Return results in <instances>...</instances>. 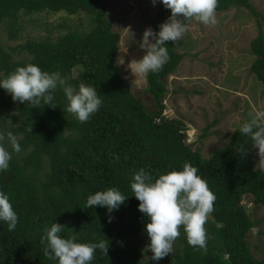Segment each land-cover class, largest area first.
Returning <instances> with one entry per match:
<instances>
[{"label": "trees", "instance_id": "trees-1", "mask_svg": "<svg viewBox=\"0 0 264 264\" xmlns=\"http://www.w3.org/2000/svg\"><path fill=\"white\" fill-rule=\"evenodd\" d=\"M232 8L245 9L258 20V34L250 44L255 56L250 71L264 94V32L259 21L264 18L249 0H218L216 14ZM106 11L105 0H0V25H5L9 41H16L24 31L21 17L84 13L88 21L87 28L81 22L73 27L66 19L57 27L65 34H59L54 42L27 40L15 47L0 46V78L31 63L49 73L59 72L74 88L80 83L94 87L103 102L82 124L66 111L67 101L60 89L53 94L56 108L42 102L36 107L14 102L0 89V133L11 131L22 148L19 154L12 152L9 169L0 173V190L9 194L19 217L12 232L0 222V264H57L44 255L41 243L51 223L66 227L61 234L64 238L74 231L80 243L108 240L107 254L97 250L92 264H157L142 262L143 254L134 246V239L147 236L148 220L132 196V175L143 168L158 178L182 170L185 163L199 169L198 175L216 196L214 211L205 224L207 248L189 246L181 226L171 262L164 259L158 264H264V259L254 258L246 241L259 222L251 219L242 204L247 196L256 206L264 207V165L254 168L253 142L239 127L225 147L205 159L186 143L183 123L163 115L166 79L184 57L171 41L166 42L169 62L162 71L146 75V92L155 109L139 102L119 73L120 37ZM170 15L161 4L152 21L153 31L158 32ZM192 21L184 23L188 26ZM23 54L22 60L14 59ZM73 70L77 71L75 77ZM218 123L214 119L206 125L200 139L213 135L210 130ZM112 187L128 197L118 211L86 207L89 195ZM129 242L132 245L126 246Z\"/></svg>", "mask_w": 264, "mask_h": 264}, {"label": "rangeland", "instance_id": "rangeland-1", "mask_svg": "<svg viewBox=\"0 0 264 264\" xmlns=\"http://www.w3.org/2000/svg\"><path fill=\"white\" fill-rule=\"evenodd\" d=\"M254 9L264 18V0H249ZM106 16L114 32L119 34L116 64L122 78L129 84L134 97L148 109H155L151 96L146 92V76L133 74L130 65L146 54L141 48L143 33L152 27V21L161 6L152 0H105ZM214 26L192 21L181 41L176 42V52L184 57L175 72L166 79L167 92L163 115L179 120L186 128V143L197 149L208 159L227 144V139L241 124L258 111H264V94L261 83L250 71L255 56L250 44L258 34V20L245 9H231L216 14ZM75 27L81 22L88 26L84 13L67 15H33L21 17L24 31L16 41H9L5 25H0V46L15 47L27 40H49L54 42L66 23ZM264 32V20L259 19ZM151 40V38H150ZM24 54L14 56L22 60ZM73 77L77 71L73 70ZM7 112L2 113L6 115ZM214 119L219 123L210 132L213 135L200 139L203 129ZM254 168L264 165L259 150L252 153ZM248 214L259 225L246 235L251 254L258 260L264 259V207L255 205L252 197H244ZM134 246L142 253L141 261L150 260L152 253L144 252L149 243L148 236H139ZM176 241L173 247H176ZM127 245H132L129 243ZM174 247V249H175ZM171 253L164 259L171 262ZM162 259V260H164ZM160 260L158 263H160Z\"/></svg>", "mask_w": 264, "mask_h": 264}, {"label": "clouds", "instance_id": "clouds-1", "mask_svg": "<svg viewBox=\"0 0 264 264\" xmlns=\"http://www.w3.org/2000/svg\"><path fill=\"white\" fill-rule=\"evenodd\" d=\"M157 2L169 9L171 15L166 22L159 25L158 32L151 28L144 31L141 48L146 54L130 64L133 74L146 76L162 71L170 59L166 42L176 44L182 40L187 31L185 21L195 20L210 26L217 23L218 0H152L154 6ZM0 89L11 95L14 102H27L30 107H36L42 102L51 108H56L53 94L60 89L67 101L66 111L82 124L88 122L103 103L94 87L80 83L78 88H74L59 72L49 73L31 63L18 67L5 78H0ZM31 130L32 128L29 129L30 132ZM239 132L253 142V146L259 150L261 160L264 159V111L256 112L243 122ZM21 151L18 139L11 131L6 135L0 133V173L9 169L12 152L19 154ZM198 172L197 167L185 163L182 170H173L159 175L158 178H153L143 168L132 175V196L140 202L138 210L148 220L144 230L149 237V243L144 252L150 251V260L157 264L173 253V245L181 234V226L189 246L206 251L205 224L214 211L216 196ZM127 198L120 190L112 187L89 195L86 207L106 208L112 213L118 211ZM111 220L110 216L109 223ZM0 222L7 225L9 232L15 231L19 222L10 196L3 190H0ZM65 229L59 223H51L45 229L41 243L48 259L57 261V264H92L97 250L107 254L108 240L80 243L74 231L72 236L64 238L61 234Z\"/></svg>", "mask_w": 264, "mask_h": 264}]
</instances>
